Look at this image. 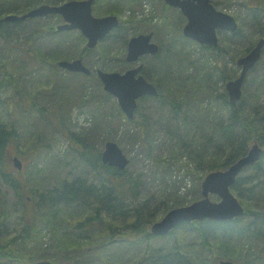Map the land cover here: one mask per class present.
Listing matches in <instances>:
<instances>
[{"label":"trees","instance_id":"trees-1","mask_svg":"<svg viewBox=\"0 0 264 264\" xmlns=\"http://www.w3.org/2000/svg\"><path fill=\"white\" fill-rule=\"evenodd\" d=\"M64 1L68 0H0V62L6 59L10 68L0 77V91L9 90L6 96H0V182L8 184L17 200L14 212L18 223L14 230H8L7 220L14 208L6 201L0 202V264H33L41 259L53 264H218V259L228 255L235 264H264V108L258 105L255 90L243 87L240 100L230 106L224 88L217 89V83L233 77L224 55L232 48L229 39L242 43V23L230 36L219 32V44L210 48L186 38L181 30L185 18L166 4L159 10L161 21L153 24L135 18V7L141 0H94V15L113 14L120 20L106 37L118 38L125 46L130 37L142 31L154 33L159 50L142 59L143 74L159 89L154 98L159 108L167 105L168 115L161 124L164 134L189 149L193 167L186 166L184 177L196 176L195 172L204 168L198 177L202 181L207 172L226 169L245 155L253 142L263 148L260 159L244 168L231 186L245 208L242 216L185 222L165 236H154L150 226L156 214L161 211L164 215L182 202L175 201L176 192H169L165 200H138V177H128L125 169L101 162L98 133L105 126L104 142L112 140L108 131L117 122L120 125L123 114L109 94L103 95L114 110L102 112V104L91 109L92 96L85 84L72 88L60 80L65 77L64 72L76 77L81 74L64 71L56 63L60 59L81 58L90 74H94L98 68L126 70L129 67L125 58H116L118 63L111 68L107 60L114 56L98 45L87 48L78 30H54L62 21L59 15L13 23L2 20L7 14H22L42 3ZM255 1L244 5V16L249 18L254 32L264 38V0ZM126 8L129 15L124 20L121 16ZM142 24L147 27L141 28ZM17 33L20 35L14 39ZM45 39L51 45L42 50L38 42ZM257 40L241 44L232 61L246 54ZM14 49L18 50V62ZM213 56L215 64L211 65ZM45 67L50 70L48 74L42 71ZM100 93H104L102 87ZM72 95L76 97L72 107L90 112L94 125L91 132L84 128L79 132L65 129L64 122L71 120L72 112L66 108ZM217 104L222 111L227 110L226 117L211 112ZM14 107L18 110L14 111ZM131 122L135 124V131L129 133L132 143L147 150L150 143L146 125L139 118ZM38 123L43 128L40 133H29L32 126L40 130ZM48 128L60 131L68 139L70 158L58 163L53 160L52 167L37 170L38 180L31 184L25 182L20 171L17 175L8 172V145H15L17 152L23 153L20 142L31 141L41 151L42 133ZM24 130L27 136L22 135ZM155 171L160 170L156 167ZM42 181L44 184L38 188ZM200 197L198 187L189 203ZM171 198L175 202L169 204ZM43 231L50 236L48 247L43 246ZM236 250L239 256L232 258Z\"/></svg>","mask_w":264,"mask_h":264},{"label":"rangeland","instance_id":"rangeland-1","mask_svg":"<svg viewBox=\"0 0 264 264\" xmlns=\"http://www.w3.org/2000/svg\"><path fill=\"white\" fill-rule=\"evenodd\" d=\"M145 2L148 3L147 6L149 5L148 9L143 11V15L141 16H136L134 14L135 18L141 20L145 16L155 14L157 16V21L155 20L153 21L159 23L161 21V18L159 16L160 14L159 10L162 8L161 2L156 0H141L139 5L135 7L136 10H139L140 7L143 8V3ZM212 2L218 10L228 13L233 17H238L237 20L238 23L240 24L242 23V26L245 29L243 30L245 37L243 38V40H241L242 43L235 44L234 40L232 42V39H229V41H231L232 48L229 49L230 53H226L224 55L227 70L228 72H230L231 75H233L232 77L233 79L239 74L240 67L236 64L235 60L232 61L231 59L232 55H234V53L238 54L239 48L242 46L241 44L247 45L252 40H256L257 38L260 37V33L254 32L255 30L254 27L252 26L251 22L247 20L249 18H246L244 16L246 11L244 5L246 4L252 5L256 1L255 0H219V3H217V0H212ZM128 10L129 9L127 8L125 9V11L121 16L122 19L125 20L128 18L127 17V15H129V13L127 14ZM147 22L152 23L149 19L146 20V23ZM145 27L147 26H145V24H142L141 28H145ZM24 28H20L19 30H24ZM145 32L146 31H142L141 33H145ZM221 32H225L227 36L231 35L229 34L230 32L228 31H221ZM18 35L20 34L17 33L14 36V39L18 37ZM50 45L51 43L47 39L38 42V47L42 50L43 48L45 49ZM0 47H1V38H0ZM98 47H102L103 49H106L108 52L111 53V56H114L113 58L110 59V61L107 60L111 68H113L116 65V63H118L116 58L117 59L122 57L125 58L127 53L126 45L124 46V44L121 41H118V38L113 39L110 37H105L98 43ZM213 52H215V49L213 50ZM14 55L16 61L18 62L19 57H16L18 56L17 49L16 50L14 49ZM209 63L211 65L215 64V56L210 58ZM0 64L3 65V68L0 70V77H1L2 75H4L2 74V72L8 70L9 66L7 67L6 59L2 60ZM129 66L130 64L128 63V67ZM42 71L48 74L50 70H48V68L45 67ZM70 73H77V72H70ZM78 73H80L81 76L76 77L73 74H67L64 72L65 77H62L61 79L58 77L57 79L58 80L60 79L61 81H65V84H67L68 87H72V88H75L74 86H77L79 83L85 84L87 87V93H90V95L92 96L91 104L89 106L91 109H94L95 105L102 104L103 105L102 112L105 111L108 112L109 110H114L111 107L112 104H109L108 103L109 100H107L105 98V95H103V94L107 95L109 93L104 91L103 84L98 77L97 79L95 78V73L94 74H84L81 72ZM41 74L43 73L41 72ZM25 79H27V76L25 77ZM254 79H256V81ZM226 82L217 83V89H219L220 91L221 88H224V90L226 91ZM100 87H102V91L104 93H100ZM243 87L247 88L251 92L255 90L254 96L255 97L258 96V99H256L258 105L264 108V47L262 49L260 59L255 65V68L248 72ZM6 93H9V90L6 91V89H4L0 91L1 94L0 96L2 97L6 96L7 95ZM65 93L70 94L68 91H65ZM109 95L112 96L111 94ZM112 98L114 99L118 108L120 109L115 97L112 96ZM75 100L76 97L73 96L71 98V101L67 105L66 109L67 110L70 109L72 115L70 122H68V120L64 122V127L65 129L70 130L71 132H79L83 128L87 132H91L94 125L92 124V117L90 115V112L88 113L87 110L81 109L77 106L72 107L71 105L75 104ZM157 103L158 101L152 97L143 96L141 98H138L137 106H136L137 111H135V116L132 119H128L125 116V114L122 113L123 116L121 118L120 125L118 122L115 126L113 125L110 128L111 130L108 131V134H111V136L113 137L112 140L115 141L120 146V148L129 158V164L125 169L127 172V176L131 178L138 177L137 178L138 200H142L146 198H156V199L165 200L169 192L172 193L176 192V196H174L175 201L182 202V205L179 206L187 205L189 204V201L192 199V197L195 195V192L198 189V187L200 190L201 180H199L198 177L203 174L205 169L200 168L199 170H197L195 172L196 176L186 174V176L184 177V173L187 169L186 166H190V165L192 166L193 164V162L189 158V154L187 153L189 149L179 146L178 145L179 141L177 139L169 138L164 134V130H162L161 124L163 122V118L168 115V108L167 105H163L162 108L160 109L159 108L160 106L157 105ZM204 106L206 105L204 104ZM13 110L17 111L18 109L14 107ZM120 111L122 112L121 109ZM211 112L215 114L218 113L219 117H226L225 114L227 113V110L224 109L222 111L221 107L217 104V108L213 107ZM33 114L37 116L36 113ZM137 118L142 120L143 123L146 125V128L148 129L147 139L150 145L147 150L141 148L139 145H135L134 143H132L131 136L129 135V133H133L135 131V126H134L135 124H133L131 121H134ZM126 121L127 123H124ZM30 123H32V125L36 124L35 122H30ZM38 125L40 130H38L37 128H33L32 126L29 129V133L34 132L35 135L38 132L40 133L41 129L43 128L41 123H38ZM104 127L105 126H103L102 129H100L98 133L99 137L97 140V143L99 144L98 146L102 147V150L105 144L104 138L107 136ZM33 129H35V131ZM42 134L44 135L43 137H41L40 140V144L43 146V150L41 151H37L32 145L31 141L25 143L23 140L20 142L21 150L23 153H18L15 148V145H8L6 150L7 153L6 160L8 164L7 171L10 172L11 174L13 173L14 175H17L18 172L20 171L21 173H23L24 180L26 183L29 181H31L30 184L35 183V180L37 181L39 177L37 170H40L42 168L52 167L51 163H55L53 160H56V162L58 163L60 162L61 159L64 160L65 158L68 159L70 158V155H67V153L71 152L69 141L68 139L65 138L63 134L60 133V131H54L48 128L45 129ZM22 135L27 136L28 132H25L24 130V132H22ZM45 144H48V146ZM13 156H17L22 161L23 163L22 170H17L14 167L12 162ZM156 167L158 170H160L159 172L155 171ZM54 173L56 174L58 173V171H55ZM60 175L61 172L59 173V176ZM44 182L45 181H42L38 185V188H40L42 184H44ZM0 196L2 197V198L0 197L1 203H3V201H6L10 204V206L14 208L10 212V216L7 220L8 224H6L8 230H14L18 225L17 217H16L17 213L14 212L17 209L16 207L17 200L13 195L12 189L8 186V184L0 182ZM209 197L212 201L219 200V196H217L216 194H211ZM175 201L174 199L171 198V200H169L168 203L170 204ZM162 216H163L162 212L159 211L155 216V220H159ZM42 242L44 247H48L49 244H51L50 236L47 234L46 231L42 232ZM93 252H95V250ZM238 256L239 253L236 250L232 258H237ZM221 259H227L233 262L235 261V260H230L229 255L227 258H221Z\"/></svg>","mask_w":264,"mask_h":264},{"label":"water","instance_id":"water-1","mask_svg":"<svg viewBox=\"0 0 264 264\" xmlns=\"http://www.w3.org/2000/svg\"><path fill=\"white\" fill-rule=\"evenodd\" d=\"M170 6L177 7L186 17L182 33L200 45L216 47L218 45V30L233 32L237 29L236 19L218 10L210 0H163ZM94 0H68L60 4L42 3L22 14H7L2 20L20 22L30 18L58 14L62 22L56 26L57 31L79 30L85 37V46L95 47L109 32L118 27L116 15L95 16L92 13ZM152 33H144L131 37L127 42V62L137 61L139 57L155 54L158 47L151 42ZM264 47V38H259L254 46L236 60L240 67L237 77L226 82L227 98L230 106H235L241 98L242 87L248 72L257 64ZM58 66L71 72L89 74L90 69L81 58L58 60ZM142 65L119 71H96L103 89L115 97L120 109L128 119L135 115L137 99L145 95L156 96L155 86L139 73ZM263 152L262 147L254 142L247 153L233 162L224 170L208 172L200 184L201 198L183 206L169 209L159 220L150 226V232L155 236L166 235L170 230L184 222L212 219L216 221L230 220L240 217L244 207L231 192L230 187L239 173L246 166L258 161ZM101 162L105 165L124 170L129 164V158L113 140L104 144L101 152ZM16 169H22V161L12 157ZM211 194L219 196L218 201L210 199ZM220 264H234L229 260H220ZM33 264H53L50 260L41 259Z\"/></svg>","mask_w":264,"mask_h":264},{"label":"flooded vegetation","instance_id":"flooded-vegetation-1","mask_svg":"<svg viewBox=\"0 0 264 264\" xmlns=\"http://www.w3.org/2000/svg\"><path fill=\"white\" fill-rule=\"evenodd\" d=\"M156 1H159V2H161V7L163 6V4H166L167 6H169V7H171V8H175V9H177L178 11H180L177 7H173V6H170V5H168L167 3H165V1H163V0H156ZM211 2H212V0H210ZM213 3V2H212ZM214 5V4H213ZM215 6V5H214ZM146 9H148V8H146ZM145 9V10H146ZM142 7H140V9L139 10H136L135 12V14H136V16H141V15H143V11H145ZM150 12V11H149ZM180 13L182 14V12L180 11ZM183 15V14H182ZM183 17L185 18V20H184V22H183V24H182V28H183V26H184V24L186 23V17L183 15ZM144 19H149L153 24H157V22H154L153 20H155V21H157V16L154 14V15H149V16H145V17H143ZM182 28H181V30H182ZM55 30V29H54ZM145 33H152V37H151V42H153V43H155L156 45H157V47H158V50H159V46H158V44H157V42H156V40H155V38H154V33L152 32V31H149V32H145ZM139 34H144V33H139ZM183 34V33H182ZM138 35V34H137ZM136 36V35H135ZM129 40V39H128ZM128 42V41H127ZM210 48H212V47H210ZM216 48V47H215ZM158 50H157V52H158ZM156 52V53H157ZM155 53V54H156ZM155 54H147V55H144V56H141V57H139L138 58V60L137 61H132V62H127V63H129L130 64V66H129V68H133V67H136V66H138V65H142V67H141V69H140V71H139V73L141 74V75H143V77L148 81V82H150V83H152L154 86H155V88H156V90H157V95L156 96H148V95H145L144 97H146V96H148V97H152V98H156L157 96H158V94H159V89H158V87L153 83V82H151V81H149L146 77H145V75L143 74V68H144V65H143V62H142V59L143 58H145L146 56H154ZM57 66H58V60H57ZM128 68V69H129ZM95 75H96V73H95ZM141 98V97H140Z\"/></svg>","mask_w":264,"mask_h":264}]
</instances>
